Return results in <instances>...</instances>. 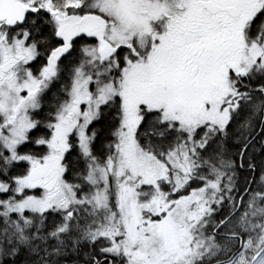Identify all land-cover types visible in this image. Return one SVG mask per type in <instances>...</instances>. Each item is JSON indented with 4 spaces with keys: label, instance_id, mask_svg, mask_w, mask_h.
Returning <instances> with one entry per match:
<instances>
[{
    "label": "snow or ice",
    "instance_id": "obj_1",
    "mask_svg": "<svg viewBox=\"0 0 264 264\" xmlns=\"http://www.w3.org/2000/svg\"><path fill=\"white\" fill-rule=\"evenodd\" d=\"M0 264H264V0H0Z\"/></svg>",
    "mask_w": 264,
    "mask_h": 264
}]
</instances>
